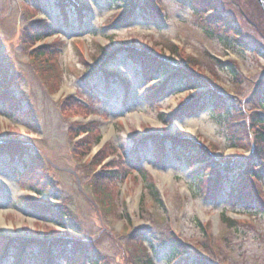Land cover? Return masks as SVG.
<instances>
[{"label": "rangeland", "instance_id": "rangeland-1", "mask_svg": "<svg viewBox=\"0 0 264 264\" xmlns=\"http://www.w3.org/2000/svg\"><path fill=\"white\" fill-rule=\"evenodd\" d=\"M74 1L77 18L84 11L82 31L74 18L60 27L56 0H0V66L11 77L0 79L7 85L0 88V264H65L48 254L69 239L91 249L98 264H136L143 253L154 264L190 257L264 264V179L251 210L228 203L215 174L198 179L209 166L229 164L221 173L230 175L256 150L264 156L247 135L256 108L244 106L233 119L210 106L192 117L178 112L206 89L192 85L196 78L235 105L252 99L264 82L263 5L215 0L244 46L207 26L188 0H160L155 19L141 14L125 24L114 22L128 13L119 0ZM47 18L50 37L30 40L29 26ZM126 47L169 59L174 72L144 81ZM175 138L197 143L208 164L186 166L167 155ZM11 150H21L35 173L16 170ZM125 157L140 160L144 176ZM35 181L41 197L29 190ZM21 197L60 211L67 228L24 210Z\"/></svg>", "mask_w": 264, "mask_h": 264}, {"label": "trees", "instance_id": "trees-1", "mask_svg": "<svg viewBox=\"0 0 264 264\" xmlns=\"http://www.w3.org/2000/svg\"><path fill=\"white\" fill-rule=\"evenodd\" d=\"M110 3L114 0H108ZM123 8L130 9L132 8L134 11L130 12L128 11L127 15L121 14L120 16L116 17L115 21H121L124 24L128 22L129 19L133 18L137 15H145L149 19H155V16H157V13L155 11L154 6L156 4H159L160 0H143L142 5L138 8L135 6V0H119ZM187 1V0H186ZM194 9V14H199L200 18H202L203 22L207 26H215L216 28H219L222 33H229L228 35L236 36L234 41L239 45L246 46L242 41L239 40V32L234 27V25L229 21L225 15L222 14L220 7L216 3L215 0H188ZM36 3V2H35ZM56 7L60 10L58 12L57 22L60 25V27L63 28H70V21L72 18L75 19V23L78 25L77 29L79 28L82 31L83 22L85 16L83 13L79 14V18H77L76 13V7L68 2L67 0H56L55 2ZM36 6L39 10L43 9V6L39 3H36ZM83 9L85 10V7L83 6ZM74 11V13H72ZM84 12V11H81ZM78 19V20H77ZM51 22L50 18H47L44 23H40L37 25H30L29 26V39H34V41H40L42 39L50 37L52 30L54 29V25L47 24V22ZM53 22V21H52ZM242 43V44H241ZM128 59L134 60L136 62H139V64L143 67L140 70V76L141 78L146 82H151L153 78H155L156 75L162 76L166 73L170 72V67L168 64L160 61L159 59L146 56L144 54L135 52L133 50H126ZM230 66V72L235 75L234 71V65ZM0 79H4L6 82L11 79L10 75L6 72L4 66H0ZM183 79V78H181ZM196 82L191 81L192 85H195L198 90H202L203 88H206V90H202V93L194 99L191 100L190 104L183 105V107L180 108L179 114L180 117H191L195 116L201 111H203L208 106H211V110H222L221 117L233 119V114H235L237 111H242L244 106H250L255 107L256 110L253 111V115L251 114L250 123L246 125L248 128V137L249 135L253 134V141L256 144V148L258 146L261 147L262 151H264V82H261V84L257 85V90L253 92L252 99L244 101V102H237L235 105V102H231L228 100L224 95H222L220 92L215 89L216 87H206L202 80L195 79ZM181 82L184 86L186 85L187 79L184 78ZM7 86L4 82L0 83V88ZM156 90L155 88H153ZM153 92V91H152ZM156 93L155 95H157ZM155 95H152V98L155 97ZM225 97V98H224ZM14 101V99L10 100ZM19 104V102H17ZM239 109V110H238ZM230 117V118H229ZM251 128V130L249 129ZM252 129H254L252 131ZM252 136V135H251ZM235 141V139L233 138ZM171 148L166 150V154L171 156L174 160L177 161H183L186 166L188 164H193L195 166L200 161L201 164H208L210 161L208 154L204 152L203 150H200L198 145L191 144L189 142L183 141V140H176V142H171ZM158 143H156L154 146H157ZM192 154H196L197 156L191 157ZM11 156L16 157L19 161L20 169H17L18 171L23 172H33L37 170V167L34 166V164H28L26 163L27 158L24 156V153H22L21 150L12 151L11 150ZM196 157V159H194ZM197 157H200V159H197ZM125 164L129 167L134 169V172H137V174H145L142 171V165L141 161L137 160V162L130 160L129 158L125 157ZM35 162V160L30 159ZM231 162V161H230ZM229 162V163H230ZM259 162V163H258ZM221 170H219V167L209 166L208 172L204 175L199 176V181H201L205 176L210 174H215L216 178L213 180L215 183V189L216 190H222L224 187H226V196L227 201L233 206H241L243 208H253L254 202H256L257 198L262 197V191L259 189L260 186L257 184V182H260V180L264 179V156L260 155L259 150L255 151V154H253L252 157L246 158L245 163L243 167H240L237 169V171L233 172L229 175V173H221V171H224L225 168H229V164H225L222 166ZM245 171L244 173L241 171ZM230 172V169H229ZM222 175H221V174ZM237 174V175H236ZM144 176V175H143ZM234 177L231 179V177ZM32 181L34 180V175L32 174L31 177ZM38 184L37 181L34 182L33 187L29 188V190L33 191L35 194L43 195L41 189H37L36 185ZM222 186V188H221ZM149 189V187H148ZM150 193L157 197L156 193L153 192V190L150 189ZM211 194V192H210ZM157 200V198H156ZM19 204L23 206L24 210H31L35 214H39L40 217L44 216L48 219V221L54 225H56L59 228H67L66 225L63 223L62 219V213L60 211H56L51 206H38L35 202L30 200L29 197H21L17 200ZM31 205V207L29 206ZM66 217V216H65ZM67 220V219H66ZM226 221H229L226 219ZM77 234H79L78 231H76ZM76 234V235H77ZM62 241V240H61ZM61 245H65L61 250L58 248H55L52 251V254L49 252L50 255H53V257L60 256L61 260L65 262V264H98V261L93 256V251L91 249L85 248L84 243L77 241V240H65L64 242H61ZM175 247L174 249H177L178 242H174ZM48 253V250L45 249ZM142 252V251H141ZM175 252V251H174ZM173 252V253H174ZM143 253V252H142ZM51 259V258H50ZM55 260V259H54ZM72 260L80 262H72ZM86 260L87 262H83ZM52 262V260H51ZM54 262V261H53ZM136 264H154L153 260L146 256L144 253L141 257H139L136 261ZM183 264H212L208 263L206 259L198 257V259L195 258H188L184 261Z\"/></svg>", "mask_w": 264, "mask_h": 264}, {"label": "water", "instance_id": "water-1", "mask_svg": "<svg viewBox=\"0 0 264 264\" xmlns=\"http://www.w3.org/2000/svg\"><path fill=\"white\" fill-rule=\"evenodd\" d=\"M258 1L261 3V5H263V8H264V0H258Z\"/></svg>", "mask_w": 264, "mask_h": 264}, {"label": "bare ground", "instance_id": "bare-ground-1", "mask_svg": "<svg viewBox=\"0 0 264 264\" xmlns=\"http://www.w3.org/2000/svg\"><path fill=\"white\" fill-rule=\"evenodd\" d=\"M1 222V221H0Z\"/></svg>", "mask_w": 264, "mask_h": 264}]
</instances>
